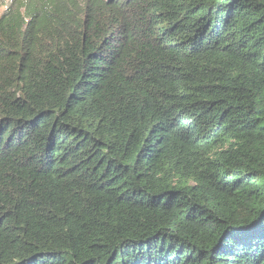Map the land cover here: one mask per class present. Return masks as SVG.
I'll return each mask as SVG.
<instances>
[{"label":"trees","instance_id":"1","mask_svg":"<svg viewBox=\"0 0 264 264\" xmlns=\"http://www.w3.org/2000/svg\"><path fill=\"white\" fill-rule=\"evenodd\" d=\"M0 9V264H264V0Z\"/></svg>","mask_w":264,"mask_h":264},{"label":"rangeland","instance_id":"2","mask_svg":"<svg viewBox=\"0 0 264 264\" xmlns=\"http://www.w3.org/2000/svg\"><path fill=\"white\" fill-rule=\"evenodd\" d=\"M2 12V9H0V13Z\"/></svg>","mask_w":264,"mask_h":264}]
</instances>
